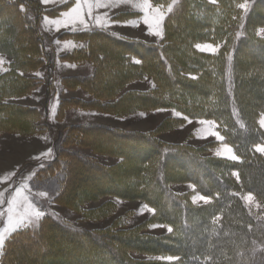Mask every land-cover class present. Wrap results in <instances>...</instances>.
Returning <instances> with one entry per match:
<instances>
[{"label": "trees", "instance_id": "obj_1", "mask_svg": "<svg viewBox=\"0 0 264 264\" xmlns=\"http://www.w3.org/2000/svg\"><path fill=\"white\" fill-rule=\"evenodd\" d=\"M242 1L217 0L212 4L209 0H177L173 11L165 15L158 41L103 27L64 31L59 37L83 44L56 55L42 30L41 15H55L67 4L43 8L37 0H0V52L9 58L0 72V132L31 134L44 129L42 109L10 98L38 85L41 78L33 73L43 64L52 67L55 56L93 64L89 75L62 76L64 88L81 89L90 97L61 98L60 115L68 107L113 114L173 108L179 113L165 116L148 130L100 122L68 124L53 142L54 156L33 178L34 186L46 176L57 179L52 199L80 212L82 218L110 213L114 205L110 197L140 199L172 231L153 235L143 226L124 227L117 220L100 227H83L44 211L38 224L6 238L0 264H264V218L250 213L238 197L242 190L264 198V158L254 147L264 139L258 123L259 114L264 112V36L254 31L264 26V0H251L246 10L237 6ZM151 2L166 6L170 0ZM128 15L131 13L119 12L113 17L124 19ZM191 19L200 23L202 30L180 36ZM197 41L220 45L212 54L197 50ZM112 58L125 72L117 73L107 89L102 71ZM146 76L153 82L150 87L126 88L128 82ZM255 86L258 89L251 96L257 101L249 106L247 91ZM185 117L213 120L238 159L204 154L203 146L158 137V126L167 122L174 126L185 122ZM97 138L110 144H99ZM98 154L116 160L102 162ZM72 164L82 174L93 176L89 182L92 191L78 195L74 186L68 188ZM173 182L192 183L196 191L210 197V202L192 204L171 189ZM102 197L98 205L84 208ZM44 228L50 236L44 234ZM33 236L59 240L67 257L43 263L18 260L15 244L28 242ZM167 256L174 259L167 260Z\"/></svg>", "mask_w": 264, "mask_h": 264}, {"label": "rangeland", "instance_id": "obj_2", "mask_svg": "<svg viewBox=\"0 0 264 264\" xmlns=\"http://www.w3.org/2000/svg\"><path fill=\"white\" fill-rule=\"evenodd\" d=\"M68 2V3H67ZM251 0H243L241 3H246L247 7L250 4ZM62 3H67V5L60 9L59 12L55 15H50L49 13H44L41 15V22L43 19V28L50 31L51 33L57 32L62 33L64 31H77L82 29H93L97 27L94 23V17L96 15H103L107 13V18L110 23V15L114 13V10L126 9L131 4H115L110 8H98L93 10V19H89L87 13H85L84 19L88 25L85 27L81 24L69 25L68 27H59L52 23L45 21V17L49 21L60 18V14L68 10L74 3V0H49L48 3H44L46 8H51ZM172 3L170 0L169 4ZM168 4V5H169ZM154 6L159 4H153ZM162 6L164 9L167 6ZM31 7H27L30 10ZM142 16V14H141ZM140 16V17H141ZM140 17L135 18L137 22L136 26H131L130 24L123 23L124 29L129 33H135L138 36L149 38V39H160L155 35L150 34L148 27L143 23ZM163 23V21H162ZM162 28V25H161ZM264 29V26H257L254 30L256 34L260 30ZM202 30V25L196 20L191 19L189 24L182 28V32L179 33L180 36H188L194 32ZM45 33V32H44ZM46 34V33H45ZM258 35V34H257ZM49 38L53 51H56V55L64 53L71 50L72 46L65 47V42L71 41L75 47L83 44V41L73 39L71 37H58L54 36L52 39L46 34ZM259 36H264V33H261ZM59 41V43H57ZM213 44L218 45L219 43L211 41H197L195 44ZM49 48V47H48ZM55 48V50H54ZM217 48V50H218ZM59 53V54H57ZM0 57L4 59L5 62L9 60L8 56L0 52ZM6 68L5 63L0 65V71ZM93 71V64L90 61L83 62H73L61 59L57 56L54 58L52 69L49 70L48 66L45 69V65H42L38 69V75L41 76L42 82L37 85L29 94L23 99L28 100L33 105H40L41 109H44V121L46 122L44 129L37 131L31 134H23L16 131H1L0 132V192H4L5 203L0 205V210L6 208V200L12 192H14L16 187L27 183L29 189L26 190L27 195L30 196L32 201L37 205L41 211L53 212L55 216L59 218H68L70 222L83 226V227H100L108 224H112L113 221L117 220L124 227H138L143 226L144 231L153 235H162L169 232V225L159 221L155 216L151 206L146 204L143 200L140 199H120L117 197H110L114 205L112 211L107 215L99 218H82L81 213L73 210L72 208L65 206L61 203L52 199L54 190L57 189L58 183L57 179L48 176L43 177L38 186L33 185V178L38 170L45 162L50 160L54 156L53 142L56 138L64 132V127L71 123H87L89 121L100 122V123H109L117 124L119 127H124L127 129H136V130H148L156 127L165 116L170 115V117L177 115V112L173 108H156L153 110H133L124 114H113L102 112L95 109L89 108H80V107H68L64 110L63 114H59V101L61 98L66 97L70 94V91H67L62 86V76L68 74L75 75H89ZM125 72L114 58L109 59L104 64V70L102 71L103 75L106 76L105 85L107 89L114 83L115 75L117 73ZM153 85L151 78L148 76L143 77L142 79H134L127 83L126 88H135V89H146ZM261 88V85L260 87ZM258 86H255V89H248L247 94L249 95V101L247 104L249 106L253 105L256 101V97H252L253 90H257ZM75 95H78L82 98H89V94L81 89H76L74 91ZM261 112L258 116L260 119ZM185 122L176 124L174 126H168V122L163 125L158 126V137L161 139L171 141V142H180L187 141L194 146H203L205 147L204 154H210L215 156L217 150L221 147L222 144H228L225 140L217 141V139L208 134L206 129L208 126L206 124H201L200 121H213L208 118H186ZM41 123V122H40ZM170 124V123H169ZM214 131L216 129V126ZM264 132V128H262ZM93 139V138H91ZM95 140V139H94ZM97 140V141H96ZM95 141L100 144V142L109 143L110 141H101L98 138ZM110 144V143H109ZM258 144L264 145V139ZM232 147L230 144H228ZM257 145V144H256ZM233 149V148H232ZM49 150H51L49 152ZM234 152V150H233ZM257 152V151H256ZM263 158L264 154L258 152ZM235 154V153H234ZM217 156V155H216ZM224 157V156H223ZM97 158L102 162H113L115 157H109L106 155H97ZM72 171L68 173V177L72 179V183L68 184V188L74 186L76 194L82 195L92 191L94 188L90 185V179L93 176H86L80 172L76 164H72ZM131 170H134L132 167ZM119 171V170H118ZM11 173V176L8 174ZM30 177V179H29ZM170 187L178 194H183L192 202L194 205H203L204 202L197 200L196 203H193L192 197L194 195H203L195 190L194 186L190 182H173L170 183ZM7 190V191H5ZM39 192H46L47 195L39 196ZM247 193H252L254 200L248 204L242 199ZM238 197L240 198L241 204L250 212L258 216H263L264 218V198L261 199L255 192L251 191H242L238 192ZM104 197L100 198L97 201H89L84 204V208L98 205ZM259 205L257 207L256 205ZM153 210V209H152ZM5 217L0 216V228L3 227ZM43 232L45 235L50 236L48 228H44ZM9 235L6 234V238ZM6 240V239H5ZM62 243L59 240L49 238H39L38 236H33L32 239L28 242H25L21 245L15 244L14 254L18 260L21 261H31L37 263L47 262L49 260H55L58 258H66V253L62 251ZM2 248H0L1 254ZM38 252V253H35ZM51 252V253H49ZM170 256H167L166 259L169 260ZM77 260V259H75ZM79 260V259H78ZM173 260V259H172Z\"/></svg>", "mask_w": 264, "mask_h": 264}, {"label": "snow or ice", "instance_id": "obj_3", "mask_svg": "<svg viewBox=\"0 0 264 264\" xmlns=\"http://www.w3.org/2000/svg\"><path fill=\"white\" fill-rule=\"evenodd\" d=\"M42 3H48L49 0H41ZM177 2V0H172L166 9L162 6L156 5L154 6L151 0H74V3L71 7L68 8L67 11L62 12L60 14V18L49 21L47 17H45V21L48 23L55 24L57 29L61 26L68 27L69 25L81 24L85 27H88L84 16L87 13L89 19H93V10L98 8H110L115 4H131L133 9L138 10L139 13L142 14L140 17L143 23L148 27L150 34L155 35L157 37L162 38V21L165 18L167 13H171L173 11V6ZM210 3L215 4L217 0H209ZM241 9H247L246 3H240L237 5ZM23 10V8H22ZM120 23V21H116ZM94 23L97 27H107L109 24V19L107 18V13L103 15H96L94 17ZM123 23L130 24L131 26H136L135 20L124 21ZM264 33V29L260 30L257 34L260 35ZM239 35V34H238ZM59 43V41H57ZM75 47L71 41L65 42V47ZM194 47L201 52H210L215 54L218 48V45L213 44H200L197 43ZM229 59H231L229 57ZM138 62V61H137ZM5 63L4 59L0 57V65ZM179 115V113H177ZM186 118V117H185ZM201 124H206L208 128L209 135L214 136L217 141H223L224 137L219 134V132L214 131L212 129L215 128L214 121H200ZM258 123L261 128H264V113L261 114ZM257 152L264 154V145L257 144L254 146ZM51 150H49L50 152ZM217 156H224L231 160H237L238 157L234 154L232 147L228 144H222L221 147L216 152ZM12 174L9 173L8 176ZM233 175L236 176L237 173L233 172ZM30 179V177H29ZM2 182V180H0ZM29 189V185L24 183L19 187H16L14 192L11 193L7 197L6 200V208L0 210V216H4L3 227L0 228V248L3 247L7 235H12L16 231L22 228H28L35 226L41 220V218L45 215L43 211H41L37 205L32 201L29 195H27L26 190ZM7 191V190H5ZM39 196L47 195L46 192H39ZM242 199L246 202V204L252 202L254 197L252 193H247L242 197ZM197 200L203 201L205 204L210 202V197L205 195H194L192 197L193 203H196ZM5 203L4 192H0V205ZM259 207V205H256ZM149 211H154L149 209ZM215 222V221H214ZM172 231L171 227L168 229ZM169 260L174 259L173 257H169Z\"/></svg>", "mask_w": 264, "mask_h": 264}, {"label": "crops", "instance_id": "obj_4", "mask_svg": "<svg viewBox=\"0 0 264 264\" xmlns=\"http://www.w3.org/2000/svg\"><path fill=\"white\" fill-rule=\"evenodd\" d=\"M38 2H39V4L43 7V8H46L45 7V5H44V3H42L41 2V0H37ZM68 3V2H67ZM67 3H62V4H67ZM62 4H60V5H62ZM57 6H59V5H56V6H54V7H57ZM52 8V7H51ZM119 12H130L131 13V15H128L126 18H124V19H118V18H115V17H113L115 14H117V13H119ZM141 16V13H139L138 12V10H136V9H133L132 8V6H129L128 8H126V9H121V10H114V13L113 14H111L110 15V23L108 24V26L107 27H103V28H106V29H108V30H110V31H112V32H115V33H117V34H121V35H125V36H130V37H137V38H141V39H144V40H147V41H158L159 40V38L157 39V40H153V39H149V38H145V37H141V36H138V35H136L135 33H129V32H127L125 29H124V25H122L123 24V22L124 21H129V20H134L135 18H137V17H140ZM116 21H120V23H117ZM41 27H42V30L52 39L55 35L56 36H58L59 37V34L57 33V32H53V33H51L50 31H48V30H46V29H44L43 28V19H42V22H41ZM95 28H97V27H95ZM54 50H55V48H54ZM55 54H56V51H55ZM57 54H59V53H57ZM6 63V62H5ZM43 65H45V64H43ZM42 66V65H41ZM40 66V67H41ZM39 67V68H40ZM38 68V69H39ZM47 68V66L45 65V69ZM38 69L33 73L34 75H36V76H38V77H40L41 78V76H39L38 75ZM49 70H51L52 69V67H49L48 68ZM3 70H1L0 72H2ZM68 75H74V74H68ZM41 82H42V79H41ZM40 82V83H41ZM39 83V84H40ZM38 84V85H39ZM37 86V85H36ZM35 86V87H36ZM63 86V85H62ZM34 87V88H35ZM33 88V89H34ZM64 88V87H63ZM32 89V90H33ZM65 90H67V91H70L71 93L70 94H68L66 97H68V96H72V95H75V93H74V91L76 90V89H67V88H64ZM32 90L30 91V92H28V93H26V94H24V95H20V96H15V97H12V98H10V101H12V102H16V103H19V104H24V105H32V106H37L39 109H41L40 108V105H33V104H31L28 100H24L23 98L25 97V96H29V94H31V92H32ZM90 96V95H89ZM85 99H88V98H85ZM90 109V108H89ZM43 111H44V109H42ZM89 122H94V121H89ZM104 124H108V125H113V126H117V124H109V123H104ZM35 133V132H34Z\"/></svg>", "mask_w": 264, "mask_h": 264}]
</instances>
